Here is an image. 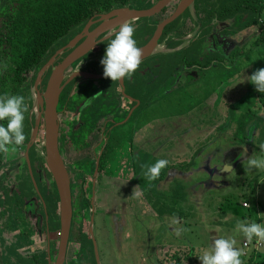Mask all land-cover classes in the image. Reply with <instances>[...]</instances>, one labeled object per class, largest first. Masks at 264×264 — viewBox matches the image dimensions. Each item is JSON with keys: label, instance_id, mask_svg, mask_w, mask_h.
<instances>
[{"label": "flooded vegetation", "instance_id": "flooded-vegetation-1", "mask_svg": "<svg viewBox=\"0 0 264 264\" xmlns=\"http://www.w3.org/2000/svg\"><path fill=\"white\" fill-rule=\"evenodd\" d=\"M157 1L158 0H129L124 6L117 8L128 7L142 10L150 8L157 3ZM209 1L210 0H202L200 5L206 4ZM178 2L179 0H171L160 12L152 17L129 19L123 23L133 26V35L138 48H141L151 40L158 24L173 13ZM213 2L216 3L215 8L217 9L220 5V1L213 0ZM196 3L197 0L195 1V5ZM190 11L191 10L187 9L176 19L179 20V27H182L185 23L187 25H193L194 28L197 26L198 22L192 17ZM240 13L241 12L236 13L235 17L232 18L220 19L216 11H214L213 17L209 23H204L199 20L201 23V30L193 37H189L192 33L186 36H177L175 33L169 31L165 34L167 25L158 40V45L154 53L142 59L139 67L130 77L122 78L119 81H111L110 78L106 77H88L86 74L102 75L103 66L100 64V59L104 54L106 44L112 38L110 34L118 30L121 25L99 34L96 38L97 44L86 55L72 63L65 70L62 81L63 88L57 107L60 125L59 149L69 173L70 170L73 171L72 173H75L77 183L83 187L88 185L92 186L94 189L93 194H91L92 199L90 200L89 209L92 215H94L96 210L94 208V196H96L94 193L96 187H104V190L105 188L107 190L109 189L108 194H104L105 198L109 197L110 199L111 196L109 195L113 193L111 189L113 183L110 180L113 166L119 168L120 176L118 182L120 185L127 184L130 185V187L134 185L138 187V184L141 182L145 152L143 150V141H138V135L142 134L141 122L144 117L146 99L149 103L156 100L166 101L170 87L169 81L173 73L179 70L178 68L184 66L188 68L198 67L200 69L211 67L214 59L209 67H204L199 64L196 66L192 63L194 60L200 62L207 60L206 58L203 60L199 59L202 57L200 54L203 50L200 45L203 42L202 40H205L209 34H207V32L213 30L220 22L228 19H236ZM102 14L93 16L82 27H77L73 30L64 39L65 42L57 48L55 53L66 46L78 34L82 33L90 20L94 23L89 27V31L95 30L104 22L100 17ZM183 15L185 18H183ZM188 15L191 17H188ZM192 19H194L195 22H193ZM260 29H262V27ZM85 38L86 37L81 38L76 44L78 45ZM186 41L187 44L182 45ZM174 43L177 44L173 45ZM178 45H181L179 51L174 52L173 50ZM71 50L72 48H66L61 55H58L54 65L48 70L44 77L42 85L40 86L41 92L45 90L52 69L61 63ZM178 53L181 54L180 58L184 61L173 59V56ZM192 55L197 56V58L192 57ZM233 64L234 62L230 61V65L232 66ZM35 80L36 78L30 88L33 102L35 100L33 97ZM155 94L158 95L156 96ZM39 111H41V109H37L34 113L28 111V118L25 116L24 122L28 120L30 130L27 131L24 125V129H26V133H28L27 135L29 136L28 140H24L23 142L25 145L24 153L14 157L9 151L4 152L3 165L0 167V215L4 217L5 221L7 219L16 221L17 223L24 224V228L28 226L29 230H31L30 227L34 228L35 226L36 228L34 230L38 235L45 233L47 240V248L45 250L47 264H54L59 247V230H53L51 228L50 217L52 209L47 189L53 190V184L55 185V183L51 174V177H49L48 173L50 172L46 165L44 164L45 167L39 166L34 158V156L37 155L44 159L43 121H41L37 140L28 152L32 174L26 158L27 146L34 125L33 122H35L36 115ZM84 111H87V113L83 114ZM116 131L121 139L114 136ZM124 131L126 133V139L123 138ZM126 144L128 149H125ZM71 148L73 149L72 151ZM123 150L125 151L123 152ZM121 157L125 158L123 162L121 161ZM21 158L23 160H21ZM102 163H105V168L103 169L101 168ZM126 169L131 170V172ZM89 171H91V174H89ZM96 171L97 173H95ZM32 175L36 185L34 184ZM139 176L141 177L137 184L135 180L138 179ZM121 186L119 189L123 191V197L125 198L128 191L127 189L124 191V188H121ZM71 189L73 194L72 178ZM130 194L131 191L128 194L129 197H131ZM99 199L100 201L102 200V198ZM53 212L59 219V206L58 209ZM74 212L75 205L73 200L72 228L64 264H101L100 259L98 260L96 257V254L97 256L99 255L97 248L98 244L97 242L94 244L90 233V226L87 230V236L84 233L85 230L80 228L81 224L75 225ZM91 213H89V217ZM81 232L84 234H81ZM73 233L76 234V236H74ZM2 237L1 235V238ZM88 239H91L92 242H88ZM94 239H96L95 234ZM8 241L16 252L15 255H12L13 260L11 264H22L21 260L23 259L24 261L31 260L30 258L28 259L21 256L12 242L10 240ZM72 244H78V250L76 255L74 254L72 257H69ZM165 250V245L154 249V251L157 252V261H159L160 264H163L161 262V256ZM146 251L148 250L146 249ZM3 252L0 254L2 263L9 261V259H4ZM80 256L84 257L82 258ZM14 258H16V260H14ZM82 259L85 260V262H83Z\"/></svg>", "mask_w": 264, "mask_h": 264}, {"label": "rangeland", "instance_id": "rangeland-1", "mask_svg": "<svg viewBox=\"0 0 264 264\" xmlns=\"http://www.w3.org/2000/svg\"><path fill=\"white\" fill-rule=\"evenodd\" d=\"M6 1L7 0H0L1 9L4 8ZM195 10L198 17L196 5ZM190 12L194 18L193 11ZM245 17L246 16H244L243 19ZM183 18H185V16ZM261 21H264V18L260 16L259 23L256 26V43L253 41V38L247 37L248 45L253 50L257 49V46L264 50V46H260L264 45V43H258V40L264 36V23ZM259 26H261L262 29H260ZM196 30L197 35L201 30L198 24L191 33L193 34ZM243 39L245 38L242 37L238 44L245 43ZM249 51H251V49L246 52ZM200 54L202 55V57L199 58L201 60L205 58L210 59V57H212L211 53L204 56L203 50ZM192 57L197 58L195 55H192ZM248 62H251L248 68L253 69L256 65L254 61L248 60ZM248 62L243 61L242 65L249 64ZM39 70L40 69L36 70L34 73H30V76L36 78ZM178 71L179 70L176 72ZM176 72H174L173 75H175ZM27 94L28 96L25 101L28 111L34 113L37 111L35 100L34 102L33 98L32 101L29 100L31 93L28 92ZM196 94L197 99L204 98L203 92L198 94V90H195V95ZM33 97H35L34 93ZM262 103H264V101L261 102L260 100L259 103L253 101L254 105H251L249 109L259 112L262 108ZM146 105H149V103H146ZM28 111L26 112L27 118L29 116ZM189 112L190 110L186 113L188 116H190ZM245 112L246 111H244V113ZM86 113L87 111L83 112V114ZM164 114H167L165 113V109L159 108V110H155V108L152 109L150 106L145 108L143 114L144 121L141 122L142 131H144L145 127V130H149L150 132L154 130L153 128H155V124L159 119H169V116H165ZM183 114H185V112H183ZM201 114L202 109L198 108L192 115L197 118ZM219 124L218 126L220 127L224 126V130L221 131L219 128H216V132L218 133H216V138H214L209 145H205L206 147L202 151L197 149L192 159L193 162H191V157H188L183 163L184 167L187 169L186 172H176L175 181H170L173 179V172L171 174L169 173L166 177L167 171L161 170L158 178L152 182L154 185L150 187L149 191L146 187L150 182L143 177L142 173L145 167L148 166L152 154L149 153L148 148H144L145 160L143 162L141 182L138 184L141 177L139 176V178L135 180L139 185L138 187L136 185L131 187L127 184L124 185L128 194L131 191V197L126 194L127 196L124 198L125 203L121 205V208L119 207L116 209H114V206L119 204L120 199H118L117 196L122 190L119 191V187L121 186L118 182L120 176L119 168L113 166L110 178L113 183L111 186L113 193L109 195L111 196V199H109L111 206L104 196V194H108L109 189L107 190L105 188L104 190V187L97 186L94 193L96 194V196H94V208L96 210L94 213L93 229L96 237L95 241L98 244L97 248L99 255L97 256L96 254V257L100 259L101 264H153V262L154 264H160L159 261H157V252L154 251L156 247L170 245L171 248L175 249L178 246L194 245L195 247H200V250H204L207 249L211 245L212 240L216 238L233 239L235 241L234 247L242 251L240 257L242 264L249 263L250 256H254L256 252H254L251 247L245 249L243 242L246 239L243 234L236 229V222L258 223V221H260L261 226L264 227V171L254 172V169L252 170L253 172L245 171L247 161L243 160V155H245L247 151L244 149H237V155L229 156L228 159L229 164H232V170L229 173L226 172L227 174H223V170L220 166L226 164V160L225 162L222 161V156L224 155L220 154L217 156V154H212L211 150L215 149L217 145L220 147V151L222 149H227L231 142L239 143L236 138L238 124H236V122L228 124L224 122ZM24 125L29 131L28 122H24ZM247 125L244 128H246ZM164 126L165 125H163V127ZM169 126L171 129L169 130L168 136L174 138V134L176 135L180 128L174 123H171ZM207 130L212 131L209 127ZM154 132H156L155 140L163 136L160 135L157 130H154ZM114 136L121 139L117 131L114 133ZM123 138L126 139L125 131L123 132ZM193 140L194 139H188L190 143H192ZM150 141L151 140H148V142ZM247 144L248 143H244V146ZM254 148H250L249 150V157L252 156L251 158L255 156ZM24 151V144L17 147L14 152L11 150V147H9V152L14 157L22 155ZM124 151L125 150H123V152ZM256 154L257 156L261 155L259 150H256ZM21 160L23 159L21 158ZM124 160L125 158L121 157V161L123 162ZM128 171L131 172V170ZM72 172L73 171L70 170L75 205V225L88 223L90 226L89 218L92 213L89 210V213H91L90 217L88 215V220L84 219L82 216L83 210L81 209V202L84 198L91 200V194H93L94 189L92 186L88 185L83 187L77 183L75 173ZM89 174H91V171H89ZM23 175L25 176L24 173ZM168 180L170 185L167 182ZM99 198H102V200L100 201ZM248 199L252 203L246 201ZM244 202H249L251 204L250 207H243ZM173 220L178 221V223L172 224ZM6 221L4 217L0 215V233L3 236L1 238L0 235V254L4 250V259H9L5 264H11L13 260L12 255L16 253L8 240L12 242L21 256L29 259L33 258V255H38L40 260L44 259L45 250L47 248L46 234L42 233L38 235L35 233V226L34 228L29 226L31 229L29 230L28 226L24 228V224L8 219ZM177 228H184L187 229V231L177 236ZM73 235L76 236L74 233ZM243 247L247 252L246 254L243 253ZM146 249L148 251H146ZM77 250L78 244H72L69 257H72L74 254L76 255ZM260 251L264 259V245L257 252ZM80 257L83 258L84 256ZM14 260H16V258H14ZM83 262H85V260H83ZM0 264H3L1 259Z\"/></svg>", "mask_w": 264, "mask_h": 264}, {"label": "crops", "instance_id": "crops-1", "mask_svg": "<svg viewBox=\"0 0 264 264\" xmlns=\"http://www.w3.org/2000/svg\"><path fill=\"white\" fill-rule=\"evenodd\" d=\"M260 16L264 18V10ZM256 26V23H253L245 29L240 30L236 25V19H228L220 22L213 30L207 32V34H209L205 41L201 39L203 42L200 45L203 49L204 56L211 53L212 57H210V59H214L211 67L200 69L198 67L188 68L184 66L178 68L179 71L176 72L169 81L170 87L166 101L156 100L152 103L148 101L149 105L145 106V108L150 106L152 109L155 108V110H159V108L165 109V113L167 114L164 115L169 116L167 120L162 118L159 119L157 123L154 122L156 126L153 129L157 130L160 135H163L162 137L155 140L156 132H154V130L149 132V130H145L144 127L142 134L138 135V141H143V148H148L149 153L152 154L148 165L153 164L156 159L168 160V165L162 170L167 171L166 177L169 173L171 174L173 172V179L170 181H175L176 172L187 171L183 163L188 157H191L192 160L197 149L202 151L207 144L209 145V143L216 138L218 134L216 128H219L221 131L224 130V126H218L219 123L222 124L225 122L228 124L236 122V124H238L236 138L239 143L231 142L227 149H222L220 151V147L217 145L215 149L211 150L212 154H217V156L220 154L224 155L222 156V161L225 162L226 160V164H229V156L237 155V149H244L247 151L246 154L243 155V160L247 161L248 158L252 157H249L250 148L255 147V156L253 158L257 157L256 150H259L257 147L260 143H264V103H262V108L259 112L251 111L249 108L251 105H254L253 101L257 103H259L260 100L261 102L264 101V94L256 91L255 87L247 79L255 70L264 68V50L259 46H257V49L253 50L248 45L247 37L253 38V41L256 43ZM259 28H261V26H259ZM242 37L245 38L243 39L245 43L238 44ZM186 44L187 41L182 45ZM260 46L263 47L264 45ZM180 47L181 45H178L173 51H179ZM250 49V53L246 52ZM248 60H253L254 64H256L253 68L254 70L248 68L251 64ZM230 61L234 62L232 66L230 65ZM243 61L249 64L242 65ZM238 79L243 80L236 83L234 86L226 87L229 85L230 81L234 83ZM195 90H198V94L203 92L204 98L197 99ZM155 95L157 96L158 94ZM198 108L202 109V114L195 118L192 114ZM189 110L190 116L186 114ZM244 111L246 112L244 113ZM183 112H185V114H183ZM243 121H248L245 130L240 127ZM171 123L177 124L180 128L176 135L174 134V138L168 136L169 130L171 129L169 125ZM163 125L165 126L163 127ZM208 127L211 128L212 131H208ZM243 131L248 136L247 140L242 138ZM188 139L194 140L190 143ZM148 140L151 141L148 142ZM244 143L248 144L244 146ZM125 149H128L127 144L125 145ZM191 162H193V160ZM227 173L223 171V174ZM152 182L154 181L150 183L147 182L148 186L146 189H148V191L150 187L154 185ZM167 182L169 183V180ZM122 187L125 188V186H121V188ZM125 189L123 190L125 191ZM119 191L121 190L119 189ZM123 196V191H121V194L117 196L118 199L120 198L121 200L119 199V204H116L114 209L121 208V205L125 203ZM107 201L111 206L109 198H107ZM246 201H249V199ZM250 205L249 203V207ZM258 223L261 225L260 221H258ZM165 246L167 249L171 247L170 245ZM249 263L264 264L261 251L257 256H254V258L250 256Z\"/></svg>", "mask_w": 264, "mask_h": 264}, {"label": "trees", "instance_id": "trees-1", "mask_svg": "<svg viewBox=\"0 0 264 264\" xmlns=\"http://www.w3.org/2000/svg\"><path fill=\"white\" fill-rule=\"evenodd\" d=\"M128 1L7 0L4 8H0V94L22 95L26 100L27 93H30V88L35 79L30 76V73H34L40 69L51 58L57 48L65 42L64 39L73 30L77 27H82L93 16L108 13L114 8L124 6ZM218 1H220V5L216 9V3L213 0L203 5H200L202 0H197L196 9L200 21L209 23L214 11H216L220 19L232 18L235 17L236 13L241 12L236 18V25L240 30H243L253 23L258 24L259 17L264 10V0ZM244 16L246 17L243 19ZM188 17L191 16L188 15ZM192 21L195 22L193 19ZM178 22L179 20H176L169 24L166 27L165 34L171 31L177 36H186L194 29L193 25H187L186 23L182 27H179ZM258 43H264V36L258 40ZM180 55L178 53L173 56V59L184 61L180 58ZM212 62L213 59H207L201 62L193 61L192 63L194 65L199 64L204 67H209ZM29 100L32 101V96L29 97ZM147 102L148 100L146 99ZM5 123L6 121H0V124ZM247 124L248 121H243L240 124L241 129L245 130L244 127ZM24 134L25 141H27L29 136L26 133V129H24ZM242 138L244 140L248 139L244 131ZM3 158L4 152H0V167L3 165ZM34 158L39 166L45 167L43 158L37 155ZM101 168H105V163H102ZM48 174L51 177L50 173ZM53 187L54 191L47 189L52 209L50 223L53 230H59V219L53 212L58 209L59 199L54 184ZM81 209L83 210L84 219L88 220L90 199L84 198L82 200ZM88 227V223L80 226L81 229L85 230L84 233L87 236ZM84 233L81 232V234ZM87 241L92 242L91 239ZM200 252V248H196L193 245L178 246L175 249L171 247L166 248L161 256V262L163 264H200L201 262L197 258ZM258 253H255L254 256H257ZM30 259L25 261L24 259L20 260L22 264H47L46 257L40 260L39 256L33 255V258Z\"/></svg>", "mask_w": 264, "mask_h": 264}, {"label": "water", "instance_id": "water-1", "mask_svg": "<svg viewBox=\"0 0 264 264\" xmlns=\"http://www.w3.org/2000/svg\"><path fill=\"white\" fill-rule=\"evenodd\" d=\"M171 0H158L153 6L147 9H131L128 7L113 9L112 11L102 14L100 17L104 22L99 25L95 30L89 31V27L94 23L92 20L88 22L82 33L73 38L66 46L59 49L54 53L51 58L40 68L37 73L34 83V99L37 109H41L36 115L35 122L31 131L29 143L27 146L26 158L29 165L30 172L32 169L29 159V150L36 142L40 130L41 121H43L44 138V161L48 168L57 190L59 199V247L58 253L54 264H64L66 259L67 245L70 237L73 219V194L71 189V178L67 166L61 156L59 149V118H58V103L62 91V81L64 78L65 70L75 61L86 55L96 44V38L99 34L108 29L122 25L126 20L152 17L160 12ZM196 0H179L173 13L164 21L158 24L154 36L151 40L142 46V59L149 57L154 53L158 40L163 33L165 27L179 18L187 9L193 11L194 19L198 22L201 28V23L198 21L195 10ZM197 30L189 37L196 35ZM86 37L78 45L76 44L81 38ZM66 48H72L69 54L63 59L61 63L55 66L48 78L45 90L40 91V86L48 70L54 65L58 55H61ZM88 77L105 78L103 75H93L87 73ZM97 173V171L95 172ZM34 184L35 179L32 175ZM93 203V202H92ZM92 211V209H91ZM94 215L90 217V233L93 238L94 244ZM99 260V258H98ZM51 264V263H49Z\"/></svg>", "mask_w": 264, "mask_h": 264}, {"label": "clouds", "instance_id": "clouds-1", "mask_svg": "<svg viewBox=\"0 0 264 264\" xmlns=\"http://www.w3.org/2000/svg\"><path fill=\"white\" fill-rule=\"evenodd\" d=\"M264 23V21H261ZM134 28L130 24H122L118 30L110 34L112 38L106 44L104 54L100 59L103 66L102 75L110 78L111 81H119L122 78L130 77L139 67L142 58L141 49L136 46L134 39ZM248 81L255 87V90L264 94V68L255 70ZM243 79H238L234 83L229 82L226 87L234 86ZM28 111L25 98L22 95L0 94V152H8L9 147L14 152L16 148L22 146L25 140L24 119ZM261 155L247 159L245 171H264V143L258 145ZM168 165V160L158 159L155 163L145 167L142 175L149 182L158 178L162 169ZM223 171L230 172L231 165L220 166ZM178 221L173 220L172 224ZM236 229L243 234L245 239L251 241L256 238L264 241V227L258 223L236 222ZM187 231L184 228H177L176 235ZM235 241L231 238H216L211 245L200 252L197 258L201 264H242L241 251L234 247Z\"/></svg>", "mask_w": 264, "mask_h": 264}, {"label": "built area", "instance_id": "built-area-1", "mask_svg": "<svg viewBox=\"0 0 264 264\" xmlns=\"http://www.w3.org/2000/svg\"><path fill=\"white\" fill-rule=\"evenodd\" d=\"M243 206L249 207V203L244 202ZM243 245L245 249H248L249 247H251L252 250L257 253V251H259V249L264 245V241H258L256 238H253L251 241L246 239L243 242ZM244 247H243V253L246 254L247 252L244 250Z\"/></svg>", "mask_w": 264, "mask_h": 264}]
</instances>
